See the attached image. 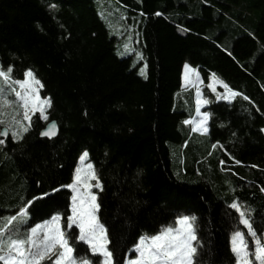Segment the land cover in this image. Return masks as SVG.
<instances>
[{
  "label": "trees",
  "instance_id": "1",
  "mask_svg": "<svg viewBox=\"0 0 264 264\" xmlns=\"http://www.w3.org/2000/svg\"><path fill=\"white\" fill-rule=\"evenodd\" d=\"M118 1L140 31L145 77L115 54L93 0H0V66L12 65L19 79L32 69L51 100L48 121L37 112L20 140L0 137V218L71 183L87 150L102 185L98 218L121 264L141 235L181 215L196 217L194 264H235L230 234L247 230L233 200L264 232V16L253 21L248 11L264 0ZM185 62L206 94L212 74L240 94L203 105L204 133L191 122L195 90L182 86ZM14 107L4 123L21 119ZM51 120L57 136L41 137ZM71 195L65 187L41 200L29 226L56 211L64 217Z\"/></svg>",
  "mask_w": 264,
  "mask_h": 264
},
{
  "label": "snow or ice",
  "instance_id": "2",
  "mask_svg": "<svg viewBox=\"0 0 264 264\" xmlns=\"http://www.w3.org/2000/svg\"><path fill=\"white\" fill-rule=\"evenodd\" d=\"M13 71L12 65L6 70L0 66V116L3 115L4 106L15 104L18 109H22V119L13 118L14 122L8 123L0 119V127L4 129L0 131V137H8L11 133L13 140H20L22 135L30 130L33 114L39 112L38 118L48 121L45 113L51 106V100L39 95L42 84L32 69L25 70L23 79L14 77ZM194 72L196 69L187 63L184 65L186 85L191 82ZM208 87L213 92L216 91L214 85L209 84ZM223 87L226 93L220 94L217 99L231 101L240 95L231 90L226 83H223ZM196 94L198 97L201 96L199 90ZM10 97H14V100ZM196 103L199 111L201 104H208L210 101L197 99ZM208 119L209 113L203 112L194 130L207 132ZM24 121H28V124L25 125ZM56 129L57 124L52 121L41 135L54 136ZM4 143L5 140L0 139V144ZM87 156L88 152L85 150L79 157L80 161H84ZM92 181H95V184ZM65 187L71 189L72 195L70 214L66 209L63 223L61 213L56 211L50 218L29 226L30 213L34 212L40 201L51 199ZM93 187L98 189L102 187L94 166L92 164H87L86 168L77 166L71 183L52 188L50 192H42L40 196H33L14 214L0 218V264H121V260L114 257V252L109 247L107 229L98 218L97 211L100 205L96 192L92 190ZM229 207L235 210L238 223L247 229V235L252 241L250 247L245 233L238 228L231 232L230 251L236 264H264V232L258 234L254 228L251 210L237 200H233ZM195 221V216L181 215L175 217L172 224L161 226L157 233L150 236L141 235L134 244L137 255L126 260L121 258L123 264H194V259L198 255ZM73 226L78 228V236H73L71 231ZM73 241L87 246L85 256L76 255L77 248L73 246Z\"/></svg>",
  "mask_w": 264,
  "mask_h": 264
},
{
  "label": "rangeland",
  "instance_id": "3",
  "mask_svg": "<svg viewBox=\"0 0 264 264\" xmlns=\"http://www.w3.org/2000/svg\"><path fill=\"white\" fill-rule=\"evenodd\" d=\"M93 1H94L93 4L95 6L96 12L102 19L109 36L114 37L115 54L118 57L129 56L131 66L136 69L139 76L145 77L144 75L146 74V63H144L145 59L141 51L142 50L141 39H140L141 35H140V31L138 29L136 21L130 20L129 15H128L129 13L127 12V10H125L122 7V5L119 3L118 0H93ZM248 11L251 16V20L257 21L256 19H259L260 16H264V4L261 3L260 6L258 5L257 7L249 9ZM234 34L235 32L230 31L229 36L231 37L232 35L233 37ZM186 63L187 62H185L184 65ZM187 64L191 68L196 69V72L192 74L191 82L187 84L189 86L190 85L193 86L195 90V97H194L195 103L197 99H201V100L207 99L209 101L211 98L217 99V96H219L220 94L226 93V90L223 87L224 82L221 81L217 76L211 75L208 77L207 83L204 84L207 86V89H208V93L206 94V89L202 85L201 77L200 76L197 77V73H198L197 68L193 65H190L189 63ZM184 65H183V71L181 73L182 74V86H186V83L184 81ZM220 82H223V83H220ZM209 84H212L215 86V89H216L215 92H213L212 89L208 87ZM197 90H199L201 93V96L199 97L196 94ZM39 95L42 98H47V97L42 96L40 94V91H39ZM12 98L14 100V97ZM13 106H15L13 110L14 112L10 114L12 116L16 115L18 111L19 116L22 119V109H18L15 104H8L4 106V108L2 109V112L4 113L5 111H8V110L10 111L13 108ZM202 107H203V104L200 105L199 111H197V103H196V109H195L197 111L196 116L191 121L194 129L196 128V122H198L202 118V113L204 112L203 110H201ZM24 122L28 123V121H24ZM2 129L3 127L1 128V130ZM199 132H203V131H199ZM83 152L79 154V157L81 156ZM79 157L77 159L76 167L79 166L81 168H86L87 164H92L90 163L88 156L85 158L84 161H80ZM92 183L95 184V181H92ZM92 190L95 191L97 194L98 188L93 187ZM70 204H71V200H70ZM69 208H70V205H69ZM69 214H70V209H69ZM63 218L64 217L62 216V223H63ZM71 231H72L73 236H78L79 230L76 226H73V229ZM245 237L246 239H248V236L246 234H245ZM251 242H249L250 247L252 246ZM85 250L86 249H84L83 246L79 247L78 251L76 252V255L80 257L85 256L86 255ZM135 255H137V253H135L134 251V253L129 254V256H127V258L125 259L134 258Z\"/></svg>",
  "mask_w": 264,
  "mask_h": 264
},
{
  "label": "water",
  "instance_id": "4",
  "mask_svg": "<svg viewBox=\"0 0 264 264\" xmlns=\"http://www.w3.org/2000/svg\"><path fill=\"white\" fill-rule=\"evenodd\" d=\"M52 121H54V120H51V121L47 122V124L44 126V128L40 131V136H41V137H48V136H42V135H41V132L44 131V130L46 129V127H47ZM55 122H56V121H55ZM56 124H57V123H56ZM2 130H4V129H2ZM2 130H1V131H2ZM55 131H56V134H55L54 136H51V137H48V138L51 139V138H54V137L57 136V133H58V127H57V129H56ZM4 138H7V137H4Z\"/></svg>",
  "mask_w": 264,
  "mask_h": 264
},
{
  "label": "bare ground",
  "instance_id": "5",
  "mask_svg": "<svg viewBox=\"0 0 264 264\" xmlns=\"http://www.w3.org/2000/svg\"><path fill=\"white\" fill-rule=\"evenodd\" d=\"M127 256H129V254H128ZM126 258H127V257H126Z\"/></svg>",
  "mask_w": 264,
  "mask_h": 264
},
{
  "label": "crops",
  "instance_id": "6",
  "mask_svg": "<svg viewBox=\"0 0 264 264\" xmlns=\"http://www.w3.org/2000/svg\"><path fill=\"white\" fill-rule=\"evenodd\" d=\"M191 86V85H190ZM204 105V104H203ZM203 108V107H202Z\"/></svg>",
  "mask_w": 264,
  "mask_h": 264
}]
</instances>
